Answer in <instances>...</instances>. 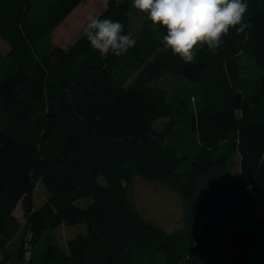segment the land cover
Here are the masks:
<instances>
[{
	"label": "trees",
	"instance_id": "obj_1",
	"mask_svg": "<svg viewBox=\"0 0 264 264\" xmlns=\"http://www.w3.org/2000/svg\"><path fill=\"white\" fill-rule=\"evenodd\" d=\"M82 1L0 0V264H207L226 244L222 264H264V0H243V30L215 51L198 45L191 63L163 51V26L131 28L132 0H108L97 16L123 24L135 40L125 53L102 57L83 34L52 45ZM165 76L197 84L195 113L168 102ZM135 176L177 197L181 225L142 216ZM38 182L48 196L36 209ZM78 224L86 233L63 250L53 232Z\"/></svg>",
	"mask_w": 264,
	"mask_h": 264
},
{
	"label": "rangeland",
	"instance_id": "obj_2",
	"mask_svg": "<svg viewBox=\"0 0 264 264\" xmlns=\"http://www.w3.org/2000/svg\"><path fill=\"white\" fill-rule=\"evenodd\" d=\"M108 0H84L79 3L51 34L50 43L52 45L66 48L71 45L75 39L83 34V25L88 15L98 16L106 7ZM147 19V14L142 13L132 7L130 12V25L133 30H137L140 23ZM8 50L7 45L0 39V54L4 55ZM160 86L168 93V102L172 104L174 109H181L180 101L185 103L186 113H195V90L197 84L191 83L181 77L165 76L160 81ZM189 88V89H188ZM190 91V92H188ZM188 93V96H187ZM198 93V92H197ZM192 98H190V97ZM198 102L200 101L198 94ZM177 104V105H176ZM183 111V112H184ZM179 113V116H182ZM186 132V121L180 122L178 134L179 136ZM238 157H235L237 165ZM189 166V160L186 167ZM235 180L239 181L238 168L232 170ZM130 195L134 206L142 214V216L155 224L160 225L168 232L173 231L181 225L182 204L177 197L159 182H150L140 177H133L130 185ZM48 194L44 186L38 182L33 194L35 208H39ZM92 202L91 199H82L78 202L80 208H86ZM19 215V209L17 210ZM256 215L264 219V201L257 204ZM20 219V218H19ZM21 221V220H20ZM22 223V221H21ZM86 227L83 224L74 226H59L54 232L57 244L66 251L67 241L74 238L78 234H85ZM46 244V237L36 245L35 250L39 251ZM234 250L229 245H224L220 254H212L207 264H222L226 259L233 256Z\"/></svg>",
	"mask_w": 264,
	"mask_h": 264
},
{
	"label": "clouds",
	"instance_id": "obj_3",
	"mask_svg": "<svg viewBox=\"0 0 264 264\" xmlns=\"http://www.w3.org/2000/svg\"><path fill=\"white\" fill-rule=\"evenodd\" d=\"M132 7L147 14L152 24L163 26V51L171 49L185 63H191L198 45L215 51L230 28L241 25L248 6L243 0H132ZM123 24L88 15L83 35L102 57L121 55L135 45L130 34H122Z\"/></svg>",
	"mask_w": 264,
	"mask_h": 264
},
{
	"label": "crops",
	"instance_id": "obj_4",
	"mask_svg": "<svg viewBox=\"0 0 264 264\" xmlns=\"http://www.w3.org/2000/svg\"><path fill=\"white\" fill-rule=\"evenodd\" d=\"M19 208H16V210H15V215H16V217L18 218V220H19V222H21L22 221V223H23V219H22V215H21V211H20V209H19V215H17L16 213H17V210H18ZM20 218V219H19ZM21 220V221H20ZM19 238H16L15 240H13V242H12V245L10 246V254H11V256H15V253H16V249H17V244L19 243ZM0 261H1V251H0Z\"/></svg>",
	"mask_w": 264,
	"mask_h": 264
},
{
	"label": "built area",
	"instance_id": "obj_5",
	"mask_svg": "<svg viewBox=\"0 0 264 264\" xmlns=\"http://www.w3.org/2000/svg\"><path fill=\"white\" fill-rule=\"evenodd\" d=\"M5 264H8V263H5Z\"/></svg>",
	"mask_w": 264,
	"mask_h": 264
}]
</instances>
